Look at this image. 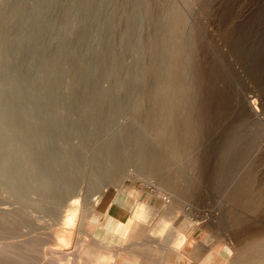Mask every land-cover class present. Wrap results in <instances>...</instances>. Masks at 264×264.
<instances>
[{
    "label": "rangeland",
    "instance_id": "374dc122",
    "mask_svg": "<svg viewBox=\"0 0 264 264\" xmlns=\"http://www.w3.org/2000/svg\"><path fill=\"white\" fill-rule=\"evenodd\" d=\"M127 1L0 0V212L5 214L0 221L8 224L6 234L0 231V264H36L53 256L64 260L53 264H84V259L109 257L108 252L113 262L106 264H232L234 235L264 226V0ZM173 16L184 26L176 35ZM173 40L183 42L178 44L184 50L181 60L170 56ZM170 59L179 64L172 73L181 68V75H170ZM156 98L162 101L158 109ZM161 108L164 115L154 112ZM167 108L178 110L177 126L182 121L177 131L186 142L182 160L161 145ZM154 135L161 136L160 144ZM142 138L171 159L167 170H179V185L152 184V173H142L129 160L122 182H101L105 194L95 204L97 153L107 148L118 155L125 147L124 158L129 150L138 153ZM132 139L134 145L141 139L138 148L129 145ZM154 145L144 148L154 150ZM74 188L79 196H71ZM237 188H245L241 193L257 202V210L238 205ZM140 202L147 209L131 218L132 232L111 233L118 212L129 217ZM169 206L186 216L172 221ZM232 216L238 217L237 226ZM158 222L162 225L155 229ZM138 223L145 243H135L141 235L133 228ZM174 227L180 236L171 233Z\"/></svg>",
    "mask_w": 264,
    "mask_h": 264
},
{
    "label": "bare ground",
    "instance_id": "6f19581e",
    "mask_svg": "<svg viewBox=\"0 0 264 264\" xmlns=\"http://www.w3.org/2000/svg\"><path fill=\"white\" fill-rule=\"evenodd\" d=\"M122 1V0H121ZM127 1V0H126ZM148 1H150L151 2V0H148ZM157 2V1H156ZM126 3H128V1L126 2ZM126 3H124V4H126ZM147 3V2H146ZM152 3H153V1H152ZM152 3H151V5H152ZM118 4V3H117ZM123 4V5H124ZM118 5H120V4H118ZM148 5V4H147ZM150 5V4H149ZM153 6V5H152ZM151 6V7H152ZM120 7H122L121 5H120ZM159 7V6H158ZM87 8V7H86ZM124 8H126V5H125V7ZM150 8V7H149ZM155 8V7H154ZM153 8V9H154ZM160 8V7H159ZM159 8H158V10H159ZM120 9V8H119ZM148 9V8H147ZM84 10H85V8H84ZM88 10V9H87ZM124 10V9H123ZM149 10V9H148ZM177 9H173V11H175V13H179V12H177L176 11ZM120 11V10H119ZM154 11V10H153ZM156 11V10H155ZM88 12V11H87ZM86 12V13H87ZM127 12V11H126ZM159 12H160V10H159ZM85 13V14H86ZM117 13V12H116ZM120 13V12H119ZM150 13H152L151 11H150ZM175 13H173V14H175ZM89 14V13H88ZM122 14V13H121ZM172 14V15H173ZM118 15V14H117ZM155 15V14H154ZM158 15V14H157ZM160 15V14H159ZM178 14H175V16H177ZM180 15V14H179ZM119 16V15H118ZM151 16V15H150ZM153 16V15H152ZM175 16H173V17H175ZM158 17V16H157ZM183 17V16H182ZM86 18V17H85ZM116 18V17H115ZM130 18V17H129ZM159 18V17H158ZM114 19V18H113ZM119 19V18H118ZM122 19V18H121ZM152 19V18H151ZM173 19H175L174 21H175V23L173 24V26L171 27L172 28V30H173V33L176 35V34H178V33H180L179 32V26H182L181 25V23H182V20H181V18L180 17H175V18H173ZM126 20V19H125ZM157 20V19H156ZM155 19H154V21H156ZM116 21V20H115ZM114 21V22H115ZM120 21V20H119ZM123 21V20H122ZM174 21H172V22H174ZM153 22V21H152ZM171 22V21H170ZM172 22H171V24H170V26L172 25ZM185 21L183 20V23H184ZM83 23H86V22H83ZM112 23V22H111ZM116 23V22H115ZM118 23V22H117ZM155 24H156V22H154ZM82 24V23H81ZM119 24V23H118ZM124 24V23H123ZM126 24V23H125ZM153 24V23H152ZM185 24V23H184ZM83 25V24H82ZM85 25V24H84ZM87 25V24H86ZM112 25H114V24H112ZM115 26V25H114ZM120 26V25H119ZM170 26H168V30H169V28H170ZM80 27V26H79ZM84 27V26H83ZM121 27V26H120ZM157 27V26H156ZM155 27V28H156ZM182 27H184V26H182ZM182 27H181V29H182ZM111 28V27H110ZM126 28V27H125ZM158 28V27H157ZM157 28H156V31H158L157 30ZM85 29V28H84ZM83 29V30H84ZM116 29H118V28H115V30ZM124 29V28H123ZM159 29V28H158ZM179 29V30H178ZM81 30V29H80ZM114 30V31H115ZM120 30V29H119ZM171 30V29H170ZM178 30V31H177ZM82 31V30H81ZM85 31V30H84ZM181 31V30H180ZM170 32V31H169ZM172 32V31H171ZM176 32H178V33H176ZM115 33H116V31H115ZM121 33V32H120ZM119 33V34H120ZM154 33V32H153ZM153 33H151V34H153ZM156 33V32H155ZM154 33V34H155ZM173 34V35H174ZM172 35V34H171ZM172 35V36H173ZM174 35V36H175ZM179 35H181V34H179ZM176 36V37H181V36ZM116 36H117V34H116ZM153 36V35H152ZM173 36V37H174ZM175 37V38H176ZM184 36H182L181 38H183ZM151 37H149V39H150ZM155 39H156V37H154ZM158 38H160V37H158ZM177 39V38H176ZM76 40H79V39H76ZM152 40V39H151ZM150 40V41H151ZM182 40V39H181ZM156 41V40H155ZM174 41V40H173ZM172 41V42H173ZM183 41V40H182ZM181 41V42H182ZM81 42V41H80ZM174 42H177V44L176 43H174L175 44V46H174V50H171V52H174V54H172L171 55V53H170V56H174V58L173 59H175V57L177 58V56H179L180 54H181V50H183V48L181 49V47H179L178 46V44L179 43H181V42H179L178 43V41H174ZM149 43V42H148ZM183 43V42H182ZM154 44V43H153ZM79 45V44H78ZM147 45V44H146ZM149 45H150V43H149ZM152 45V44H151ZM173 46V45H172ZM153 47V46H152ZM78 48V47H77ZM147 48V47H146ZM74 49V48H73ZM72 49V52L74 51ZM148 49V48H147ZM150 49V48H149ZM154 49H156V48H154ZM78 50V49H77ZM80 50V49H79ZM152 51V50H151ZM155 51V50H154ZM184 51V50H183ZM76 52V51H75ZM152 53V52H151ZM153 53H155V52H153ZM148 54H150V53H148ZM151 56V55H150ZM183 56V53H182V55H180L179 57H180V60H181V57ZM152 57H153V55H152ZM152 57H151V59H152ZM179 57L177 58V60L179 59ZM171 58V57H170ZM75 59V58H74ZM107 59V58H106ZM111 59V58H110ZM76 60V59H75ZM154 62H156L154 59H152ZM171 61H172V59H170ZM169 60V61H170ZM179 60V61H180ZM183 60V59H182ZM74 61V60H73ZM107 61V60H106ZM171 61L170 62H168V63H171ZM176 61V60H175ZM174 61V62H175ZM178 61V62H179ZM71 62H72V60H71ZM108 63V62H107ZM150 63V62H149ZM149 63H148V65H149ZM176 63V62H175ZM175 63H173V61H172V63H171V68H169V70H171V71H169V72H171L172 73V71H175L177 68H178V66L176 67V65H175ZM180 63V62H179ZM75 64V63H74ZM110 64V63H109ZM154 64V63H153ZM176 64H178V63H176ZM71 66H72V64H70ZM76 65V64H75ZM107 65V64H106ZM179 65V64H178ZM181 65V64H180ZM156 66H157V63H156ZM155 66V67H156ZM148 67V66H147ZM153 67H154V65H153ZM174 67H176V69H174ZM180 67H182V66H179V68ZM151 68V67H150ZM157 68V67H156ZM153 69V68H152ZM155 69V68H154ZM167 69H168V67H167ZM174 69V70H173ZM77 70H78V68H77ZM179 70V69H178ZM146 71H148V68H147V70ZM154 71V70H153ZM168 71V70H167ZM166 71V72H167ZM179 71H181V68H180V70ZM179 71L178 72H173L172 74H170L172 77L173 76H175L174 75V73H179ZM165 72V73H166ZM169 72H167L166 74H168ZM184 72V71H183ZM182 72V73H183ZM146 73V72H145ZM151 74H152V72H151ZM180 75H181V72L179 73ZM153 75H154V72H153ZM152 75V76H153ZM72 76V75H71ZM78 76H79V74H78ZM165 76H167V75H165ZM170 76V77H171ZM177 76H179L178 74H177ZM74 77V76H73ZM145 77H147V73H146V76ZM150 77V76H149ZM160 77H161V75H160ZM159 77V78H160ZM162 77H163V75H162ZM171 77V78H172ZM182 77V76H181ZM168 78V77H167ZM170 78V79H171ZM177 78V77H176ZM79 79H80V77H79ZM165 79V78H164ZM172 79H174V78H172ZM172 79H171V82H173V83H175V86L177 85L178 86V84H180V80H179V77H178V79L177 80H179L177 83H176V81L174 80V81H172ZM160 80H163V79H160ZM165 80H167V79H165ZM169 80V79H168ZM167 80V81H168ZM181 80H183V78L181 79ZM166 81V86H169L168 84V82ZM74 82V81H73ZM170 82V81H169ZM183 82V81H182ZM79 83V82H78ZM81 83V82H80ZM165 83V82H164ZM168 83V84H167ZM145 84V83H144ZM159 84V83H158ZM161 84H162V81H161ZM160 84V85H161ZM171 84V83H170ZM182 84V83H181ZM76 85V84H75ZM74 85V86H75ZM164 85V84H163ZM162 86V85H161ZM166 86H163V87H166ZM173 86H174V84H173ZM181 86V85H180ZM158 87V86H157ZM179 87V86H178ZM181 88V87H180ZM180 88H176V90L177 89H179V90H177V95H180L181 94V92H180ZM79 89H81V88H79ZM144 89V88H143ZM155 89H157V88H155ZM159 89H162L161 87H159ZM164 89V88H163ZM160 90L161 92H163V91H165V90ZM168 89H169V87H168ZM171 89H173V88H171ZM170 89V90H171ZM82 90V89H81ZM88 90V89H87ZM140 90H141V88H140ZM167 90V89H166ZM174 90H175V88H174ZM85 91V90H84ZM142 91V90H141ZM144 91H148V90H144ZM152 91V90H151ZM150 90H149V92H151ZM167 91H169V90H167ZM178 91L180 92V93H178ZM176 92V91H175ZM174 92V94L176 95V93ZM73 93V92H72ZM71 93V94H72ZM83 93V92H82ZM87 94L89 93V92H86ZM138 93V92H137ZM152 93H153V91H152ZM154 93H155V91H154ZM154 93L152 94V95H154ZM156 93H158V92H156ZM155 93V94H156ZM168 93V92H167ZM166 93V94H167ZM78 94V93H77ZM80 94H81V92H80ZM99 94V93H98ZM140 94V93H139ZM142 94H143V92H142ZM145 94H146V98H148V95L149 96H151L150 94L151 93H146L145 92ZM145 94L143 95V96H145ZM159 94H161V93H159ZM163 94H165L164 92H163ZM165 94V95H166ZM73 95V94H72ZM93 96H94V94H92ZM171 95H173V93L171 94ZM90 97H92L91 95H89ZM142 96V97H143ZM155 96V95H154ZM154 96H152L151 98L152 99H154L153 97ZM157 97H159V95H156ZM161 96V95H160ZM169 96V95H168ZM174 96V95H173ZM171 97V100L173 101V100H175L174 98H175V96L174 97ZM184 96V95H183ZM81 97V96H80ZM100 97V96H99ZM138 97H140V96H138ZM163 97V95L161 96V98ZM166 97V96H165ZM181 97V96H180ZM186 97V96H185ZM74 98V97H73ZM75 98H77V97H75ZM156 98L157 100H158V103H159V105H154L155 107L156 106H159V107H157L156 109H158V108H160V105L162 104V101L161 100H163L164 98ZM177 98V97H176ZM150 99V98H149ZM161 99V100H160ZM177 99H180L179 97L177 98ZM156 100V101H157ZM167 100H168V102H169V99L167 98ZM182 100V99H181ZM181 100L179 101V100H177V101H179V102H181ZM103 101V100H102ZM105 101V100H104ZM141 102L142 101H144V100H140ZM160 101H161V103H160ZM165 101V100H164ZM163 101V102H164ZM171 101V102H172ZM176 101V100H175ZM149 102V101H148ZM147 102V103H148ZM151 102H153V100H151ZM166 102V101H165ZM164 102V103H165ZM170 102V103H171ZM254 102V101H253ZM100 103V102H99ZM140 103V102H139ZM145 103V102H144ZM178 103V102H177ZM176 102H175V104L174 105H176L177 104ZM102 104V103H101ZM138 104V103H137ZM168 104V103H167ZM167 104H165V106L167 105ZM184 104V103H183ZM252 104H254V103H252ZM142 105V104H141ZM149 105V104H148ZM148 105H146V106H148ZM178 105H181V104H178ZM137 106H139V105H137ZM168 106H170L169 104H168ZM172 106V105H171ZM103 107V106H102ZM101 107V108H102ZM150 107V106H149ZM155 107H154V109H155ZM162 107V106H161ZM173 107V106H172ZM175 107H177L178 108V106H175ZM174 107V108H175ZM180 107H182V106H180ZM136 108H138V107H136ZM163 108V107H162ZM162 108L160 109V111L159 110H154V109H150V111H152V114H153V110H154V112L155 113H157V111L158 112H162L163 113V111H161L162 110ZM92 109V108H91ZM167 109H170V108H167ZM172 109V108H171ZM169 110V113H168V115H166L167 117V119H165V121H166V123L164 122V118H163V124H165V126H164V128H162V133L164 134V136H166L165 138H163V136L161 137L160 135H154V136H156V138L158 139V137L161 139V145L167 150L168 149V151H170V153H171V155H172V157L174 156L175 157V159H176V157H177V159L178 160H182V159H179L180 157H181V154H183V153H181L183 150H185V149H183L182 148V142L184 141V139H183V141L181 142V138H179V135L177 134V131H179L180 129H178V127H179V125L180 124H182V121H180V124L178 123V126H177V120H176V116H177V114L175 115V112H176V109H175V111H174V109H172V110ZM94 110V109H93ZM99 110V109H98ZM140 110V109H139ZM149 110V109H148ZM89 111H91V110H89ZM147 111V110H146ZM150 111H147L146 113H150ZM180 112H181V110H179ZM106 112V111H105ZM136 112H138V110H136ZM177 112H178V110H177ZM176 112V113H177ZM96 113V112H95ZM100 113V112H99ZM144 113H145V110H144ZM148 113V114H149ZM154 113V114H155ZM162 113H160L161 115H162ZM165 113V112H164ZM164 113H163V115H164ZM179 113V112H178ZM93 114V113H92ZM140 114V113H139ZM148 114H146V118H147V115ZM152 114L150 113V116L149 117H151L152 116ZM158 114V113H157ZM157 114H155V115H157ZM100 115H102V114H100ZM99 115V116H100ZM145 115V114H144ZM154 115V116H155ZM159 115V114H158ZM179 115V114H178ZM180 115H182V114H180ZM96 116V115H95ZM184 116V115H183ZM93 117V116H92ZM147 118L146 119V121H148L149 122V120H150V122L152 123L153 121H151V118ZM153 117V116H152ZM158 117V119L157 120H159V116H157ZM162 117V116H161ZM160 117V118H161ZM164 117V116H163ZM181 117V116H180ZM95 118V117H94ZM96 118H98V117H96ZM184 118V117H183ZM81 119H83V118H81ZM80 119V120H81ZM99 119V118H98ZM143 119V118H142ZM149 119V120H148ZM154 119H155V117H154ZM182 119V118H181ZM180 119V120H181ZM91 120H92V123H93V120H95V119H92L91 118ZM156 120V121H157ZM161 120H162V118H161ZM143 121V120H142ZM83 122V121H82ZM81 122V123H82ZM147 122V123H148ZM95 123V122H94ZM97 123V122H96ZM150 124V123H149ZM148 124V125H149ZM157 124V123H156ZM161 124H162V121H161ZM163 124H162V127H163ZM81 125V124H80ZM91 125V124H90ZM151 125H155V121H154V124H151ZM150 125V126H151ZM157 125H160V124H157ZM184 125V124H183ZM144 126H146V125H144ZM161 126V125H160ZM181 126V125H180ZM83 127V126H82ZM84 127H85V125H84ZM155 127V126H154ZM157 127V126H156ZM155 127V128H156ZM177 127V128H176ZM182 127V126H181ZM87 128V127H86ZM91 128V127H90ZM158 128V127H157ZM175 128H176V130H175ZM183 128V127H182ZM186 128V127H185ZM85 129V128H84ZM92 129V128H91ZM159 129V128H158ZM178 129V130H177ZM88 130V129H87ZM86 130V131H87ZM148 130H149V128H148ZM182 130V129H181ZM180 130V131H181ZM83 131V130H82ZM85 131V130H84ZM91 131H93V130H91ZM90 131V132H91ZM151 131V130H150ZM155 130H153V132H154ZM159 131V134H161L160 133V129L158 130ZM158 131H157V134H158ZM184 131V130H183ZM90 132H89V134H90ZM187 132V131H186ZM151 133V132H150ZM181 132H179V134H180ZM184 133V132H183ZM183 133H181V136L183 137ZM85 134V133H84ZM88 134V133H87ZM93 134V133H92ZM183 134V135H182ZM186 134V133H185ZM153 135V134H152ZM191 135V134H190ZM150 136V135H149ZM158 136V137H157ZM186 137H187V134L185 135ZM184 136V137H185ZM193 136V135H192ZM87 137V136H86ZM133 137H135V136H133ZM185 137V138H186ZM145 138H147V137H145ZM144 138V139H145ZM126 139H129V138H126ZM135 139V138H134ZM134 139H132V141H131V143L129 144V145H131L132 143H134L135 141H133ZM143 139V138H142ZM144 139H143V145L144 146H146V147H148V148H150V143H151V145H154V144H152V141L150 142L149 140H147V141H149V146H147L146 145V143H147V141H144ZM147 139H149V138H147ZM153 139H155V138H153ZM157 139H156V143H157ZM188 139V138H187ZM112 140V139H111ZM115 141H116V138L114 139ZM123 141L125 140V139H122ZM131 140V139H130ZM130 140H128V141H130ZM138 140V142H141L139 139H137ZM186 140V139H185ZM190 142L192 141L191 140V136H190ZM119 141V140H118ZM122 141V142H123ZM158 141H159V144H160V140L158 139ZM114 142V141H113ZM117 142V141H116ZM120 142V141H119ZM118 142V143H119ZM121 142V143H122ZM126 142H127V140H126ZM138 142H136V144H138ZM153 142H155L154 140H153ZM142 143H140V145L138 144L137 146L140 148V149H138L141 153H139V151H138V153L136 152V153H134V151L132 152V150H129V154L128 153H125L126 155L124 156V158H123V151L122 150H125L124 148L121 150V154L119 153H117V152H114L115 151V146L114 147H111V148H114V149H112L113 150V152L115 153V154H118V155H111V154H109L108 153V149L106 148V149H103V150H101L99 153H97L98 154V162L96 163V164H99L97 167L98 168H95V169H97V171H99V172H97V173H95V176L92 178V180H93V182H92V187H94V189L95 188H97L96 190H97V192H99V195L98 194H96V195H98L97 196V198H96V203L95 204H97L98 202H99V200H100V195L102 196V195H104L103 194V189H102V185H101V182H103V181H107V179L108 178H110V180L112 181H114L115 182V180L116 181H120V182H122L123 180H122V178H125V176L124 175H121V170H122V168L124 167V168H126V166L124 165L125 163H127L129 160H133L134 161V166L133 167H135V168H137L139 171H142V173L143 172H146V173H148V172H150V173H152L151 175H153L155 178H153V179H155V180H153V181H151V183L152 184H159V185H162L163 187H167L168 189H171L172 187H175L177 184L179 185V180H181V177L182 176H180L179 174V170H178V172H177V170H176V172L175 171H173V172H171L172 170H167V169H169L168 168V166H169V164L170 163H168L170 160L169 159H167V158H164L165 156H162V152L161 151H159L160 149H158V147L156 146V145H154V150H153V147L151 146V148L152 149H145L144 148V146H141V144ZM192 143V142H191ZM104 144V146H105V143H103ZM108 144V143H107ZM115 144V143H114ZM135 144V145H136ZM158 144V145H159ZM183 144H186V142L184 143L183 142ZM109 145L111 146V144L109 143ZM116 145V144H115ZM133 145V147H136L134 144H132ZM122 146V144H120V147ZM123 146H124V143H123ZM156 146V147H155ZM188 146V145H187ZM190 146V145H189ZM106 147H107V145H106ZM109 147V146H108ZM126 147L128 148V146L126 145ZM138 147H136V148H138ZM96 149H98V148H96ZM117 149H119L118 147L116 148V150ZM121 149V148H120ZM119 149V150H120ZM158 150V151H156V150ZM188 149V148H187ZM186 149V150H187ZM118 150V151H119ZM162 150V149H161ZM182 150V151H181ZM191 150V149H190ZM130 151L133 153H130ZM165 151V150H164ZM168 151H166L167 153H169ZM125 152H126V150H125ZM161 152V153H160ZM165 152V154L167 155V153ZM188 152V151H187ZM169 153V154H170ZM185 154V153H184ZM183 154V155H184ZM164 155V154H163ZM171 157V158H172ZM183 158H184V156H183ZM168 162H167V161ZM184 161V160H183ZM171 162V161H170ZM188 162V161H187ZM192 162V161H191ZM172 163H174V162H172ZM179 163V162H178ZM167 164H168V166H167ZM181 164V163H180ZM124 165V166H123ZM128 165V164H127ZM131 165V164H130ZM136 165V166H135ZM171 165H173V164H171ZM188 165V164H187ZM193 166V165H192ZM173 167V166H172ZM175 167V166H174ZM174 167H173V169H174ZM134 168V169H135ZM87 171V170H86ZM170 171V172H169ZM67 172V171H66ZM72 172V171H71ZM108 172H110V173H108ZM181 172V171H180ZM65 173V172H64ZM85 173V172H84ZM107 173L109 174V176L107 175ZM140 173V172H139ZM145 173V174H146ZM179 173V174H178ZM70 174V173H69ZM73 173H71L70 174V176L72 175ZM92 174H93V172H92ZM105 174V176H102V175H104ZM182 174V173H181ZM74 175V174H73ZM107 175V176H106ZM146 175H148V174H146ZM146 175L144 176V177H146ZM64 176V175H63ZM69 176V177H70ZM152 176V177H153ZM62 177V176H61ZM67 177V176H66ZM72 177V176H71ZM70 177V178H71ZM75 177V176H74ZM69 178V179H70ZM73 178V177H72ZM90 178V177H89ZM147 178V177H146ZM185 178V177H184ZM184 178H183V180H184ZM88 179V178H87ZM131 180H132V178H130ZM149 179H150V177H149ZM66 180V179H65ZM73 179H71V181H72ZM63 181V180H62ZM105 181V182H106ZM148 181V180H147ZM155 181V182H154ZM185 181V180H184ZM83 183H84V179H83V181H82ZM91 182V181H90ZM149 182V181H148ZM157 182V183H156ZM106 183H108V181L106 182ZM112 183V182H111ZM81 184V183H80ZM79 184V182H78V186L80 185ZM121 184V183H120ZM62 185V184H61ZM84 186V184H81V186ZM109 185H111V184H109ZM177 185V186H178ZM185 185V184H184ZM241 185V184H240ZM77 186V185H76ZM91 186V185H90ZM103 186H105V185H103ZM107 186H108V184H107ZM238 186V185H237ZM238 187H240V186H238ZM56 188V187H55ZM104 188V187H103ZM43 189V188H42ZM79 188L77 187V190H78ZM173 189V188H172ZM180 191H183L184 189L183 188H181V189H183V190H181L180 188H178ZM11 190V189H10ZM64 190V189H63ZM91 190V189H90ZM93 190V189H92ZM91 190V191H92ZM237 190H240L239 188H237ZM237 190H235L236 192H234V193H237ZM241 190H245V188H241ZM241 190L239 191L240 192V194H239V192H238V197L237 196H235V197H237V203H238V205H240V206H243L245 209H247V210H249V211H255V210H257V208H258V204H257V202L256 201H254L253 199H251L250 197L248 198V194L246 193V194H242L241 193ZM44 191V190H43ZM75 188H74V190L71 192V196L72 195H76V196H79L78 195V193H80L79 191L75 194ZM89 191V190H88ZM179 191V192H180ZM185 191V190H184ZM95 192V191H94ZM243 192V191H242ZM14 193V192H13ZM20 193V192H19ZM44 193V192H43ZM88 193V192H87ZM185 193H187V192H185ZM184 193V194H185ZM234 193H233V196H234ZM243 193H245V192H243ZM183 194V193H182ZM16 195V194H15ZM17 195H19V194H17ZM20 196H21V194H20ZM82 196V195H81ZM14 197V196H13ZM18 197V196H17ZM88 197V196H87ZM86 197V198H87ZM93 197H95V196H93ZM104 197V196H103ZM187 197V196H186ZM231 197V196H230ZM79 198V197H78ZM89 198H92V197H89ZM94 198H92L91 200H93ZM40 200V199H39ZM38 200V201H39ZM79 200V199H78ZM90 200V201H91ZM34 202V201H33ZM37 202V201H36ZM235 202H236V200H235ZM5 206V205H4ZM7 206V205H6ZM9 206V205H8ZM39 206H41V205H39ZM3 207V206H2ZM82 207V206H81ZM89 207V206H88ZM170 207V206H169ZM4 208V207H3ZM84 208V207H83ZM2 209V208H1ZM5 209V208H4ZM3 209V210H4ZM147 209V207L142 203V202H140V203H138V205H137V208L136 209H134L131 213H130V216L128 217V215H127V212L126 211H124V210H122V211H119L118 212V219H117V221H116V223H115V225H113V227H112V230H113V232H111V233H114L115 235H117V237H120V236H123L124 235V233L126 232V230H128L129 228H132V226L130 225V223H131V218H133V219H135V218H138L139 217V215L141 214V213H143V211H145ZM9 210V209H8ZM169 210H170V219L172 220V219H174L176 216H178V215H184V216H186V214L185 213H183V211L182 210H180L179 208H175V207H170L169 208ZM1 211V210H0ZM87 211V210H86ZM6 212V211H5ZM83 212V211H82ZM0 214H4V211L3 212H0ZM8 214V213H7ZM5 215V214H4ZM4 215H2V216H4ZM85 215V214H84ZM230 215V214H229ZM27 216V215H26ZM116 216V215H115ZM231 217V216H230ZM233 217V216H232ZM235 217V216H234ZM233 217V223L234 224H236V226L238 225V223L240 222L239 221V219H238V217H235L234 218ZM3 218V217H2ZM5 218V217H4ZM28 218V217H27ZM7 219V218H6ZM11 219V218H10ZM24 219V218H23ZM54 219V218H53ZM194 219V218H193ZM232 219V218H231ZM3 220H5V219H3ZM3 220H1L0 222H1V225H0V231L1 232H5V231H7V229H8V224L5 222V221H3ZM183 220V219H182ZM181 220V221H182ZM173 221V220H172ZM193 221V220H192ZM8 222V221H7ZM57 222V221H56ZM59 223V222H58ZM179 223V222H178ZM57 224V223H56ZM161 225H162V223H157L156 225H155V229H159L160 227H161ZM57 226V225H56ZM188 227H189V225H187ZM28 227V226H27ZM34 228H35V226H34ZM134 229H135V232H137V234H141L140 236H139V240L137 239V241L135 242V243H145V241H140V238H141V236H142V225L141 224H136L134 227H133ZM175 229L173 230V231H171V233L174 235V236H180V234H179V232H178V230H177V228L176 227H174ZM11 230V229H10ZM9 230V231H10ZM130 230V229H129ZM131 231V230H130ZM0 232V233H1ZM8 232V231H7ZM12 232V231H11ZM132 232V231H131ZM69 233H71V232H69ZM184 233V232H183ZM5 234H6V232H5ZM10 234V233H9ZM131 234V233H130ZM135 234V233H134ZM4 235V234H3ZM69 235V234H68ZM1 236V235H0ZM34 236V235H33ZM39 236V235H38ZM130 236V235H129ZM151 236H153V235H151ZM232 236V235H231ZM36 237V236H35ZM43 237V236H42ZM82 237H83V235H82ZM110 237L112 238V236L110 235ZM183 237V236H182ZM38 238V237H37ZM172 238H173V236H172ZM175 238V237H174ZM234 238H235V245H234V247H233V251H234V254H233V258H232V264H264V226H256V227H247V229H244L242 232H240V233H238V234H235L234 235ZM13 239H14V236H13ZM65 239V238H64ZM7 240H9V239H7ZM136 240V239H135ZM172 240H174V239H172ZM172 240H170V241H172ZM83 241V240H82ZM133 241V240H132ZM169 241V243H172V242H170ZM181 241V240H180ZM180 241H178V243L180 242ZM64 242H65V240H64ZM69 242V241H68ZM40 243V242H39ZM131 242H129L128 243V245L130 244ZM134 243V244H135ZM165 243V242H164ZM166 243H168V240L166 241ZM165 243V244H166ZM169 243H168V245H169ZM76 244V243H75ZM133 244V243H132ZM69 245H70V243H69ZM77 246V245H76ZM134 246V245H133ZM138 246V245H137ZM170 246H173V245H170ZM232 246V245H231ZM128 247V246H127ZM107 248V250H109L110 248H108V247H106ZM126 248V247H125ZM133 248V247H132ZM137 248V247H136ZM174 248V247H173ZM2 249V248H1ZM0 249V250H1ZM54 249H56V248H54ZM129 249H131L130 247H129ZM128 249V250H129ZM135 249V248H134ZM138 249V248H137ZM168 249H169V246H168ZM51 249H49V251H50ZM58 250V249H57ZM115 250V249H114ZM120 250V249H119ZM140 250H141V247H140ZM172 250V249H171ZM229 249H225V252H227ZM52 252L54 251V250H51ZM62 251H64V250H62ZM113 251V250H112ZM111 251V252H112ZM118 251V250H117ZM68 252H70V251H68ZM130 252H131V250H130ZM54 253V252H53ZM109 254H110V256L109 257H111V258H109V257H104L103 259H101V260H99V259H97V258H92V259H84L83 261V263L84 264H106V263H108V261H109V263L112 261L113 262V260H112V254L110 253V252H108ZM113 253V252H112ZM131 253H133V251L131 252ZM2 254V253H1ZM78 254V253H77ZM76 254V255H77ZM116 254V253H115ZM53 255H55V253L53 254ZM81 258H82V256H81V254L79 253L78 254ZM78 255L76 256V257H78ZM162 256V255H161ZM39 257V256H38ZM41 257V256H40ZM48 257V256H47ZM53 257H56L57 258V260H58V257L57 256H53ZM60 257H62V256H59V258ZM56 258L55 259H52V258H48V259H45L44 260V258H43V260L41 261V262H39V263H37L36 262V264H40V263H44V264H53V262H55V261H57L56 260ZM75 258V257H74ZM31 259H33V258H31ZM80 259V258H79ZM111 259V260H110ZM114 259V258H113ZM36 260V259H35ZM52 260H54V261H52ZM81 260V259H80ZM80 260H79V262H80ZM63 262H64V260H62ZM61 261V259H60V261H57V263H59V262H62ZM107 261V262H106ZM231 261H229L230 263H231ZM76 262V264H78L77 263V261H75ZM74 262V263H75ZM106 262V263H105ZM162 262V261H161ZM165 262V261H164ZM24 263V262H23ZM28 263V262H27ZM26 263V264H27ZM56 263V262H55ZM81 263H82V261H81ZM81 263H79V264H81ZM62 264V263H61ZM64 264V263H63ZM122 264H133V262L132 261H128V260H123V263ZM153 264V263H152ZM162 264V263H161Z\"/></svg>",
    "mask_w": 264,
    "mask_h": 264
}]
</instances>
